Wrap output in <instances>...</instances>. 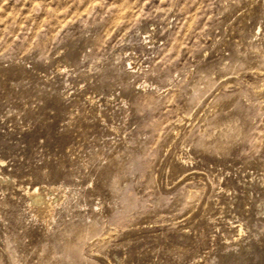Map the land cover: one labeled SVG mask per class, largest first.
Wrapping results in <instances>:
<instances>
[{
	"label": "rangeland",
	"instance_id": "1",
	"mask_svg": "<svg viewBox=\"0 0 264 264\" xmlns=\"http://www.w3.org/2000/svg\"><path fill=\"white\" fill-rule=\"evenodd\" d=\"M0 264H264V0H0Z\"/></svg>",
	"mask_w": 264,
	"mask_h": 264
},
{
	"label": "bare ground",
	"instance_id": "2",
	"mask_svg": "<svg viewBox=\"0 0 264 264\" xmlns=\"http://www.w3.org/2000/svg\"><path fill=\"white\" fill-rule=\"evenodd\" d=\"M40 197H41V196H40ZM42 200H43V199L39 198L38 196H37V198H36V197H33V202H34V203H38V204H39V203L42 202Z\"/></svg>",
	"mask_w": 264,
	"mask_h": 264
}]
</instances>
